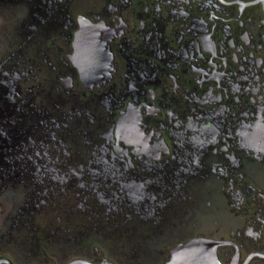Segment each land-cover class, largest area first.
I'll list each match as a JSON object with an SVG mask.
<instances>
[{
	"label": "flooded vegetation",
	"instance_id": "1",
	"mask_svg": "<svg viewBox=\"0 0 264 264\" xmlns=\"http://www.w3.org/2000/svg\"><path fill=\"white\" fill-rule=\"evenodd\" d=\"M0 7L21 16L0 60V181L29 231L14 250L168 264L201 241L218 264H264V0Z\"/></svg>",
	"mask_w": 264,
	"mask_h": 264
},
{
	"label": "rangeland",
	"instance_id": "2",
	"mask_svg": "<svg viewBox=\"0 0 264 264\" xmlns=\"http://www.w3.org/2000/svg\"><path fill=\"white\" fill-rule=\"evenodd\" d=\"M20 17L16 11L0 7V60L6 58L12 51L14 52L16 44L21 41L18 36L17 39L15 37L19 31H12L14 27L18 28L17 22ZM3 188L2 181H0V258L7 256L12 258L15 264H33L42 261L36 259L37 256L29 246H19L16 243L18 248L14 250L13 245L15 244H10L11 239L15 242L17 238H24L29 232L28 227L24 228L20 224L21 220L14 222L12 219L15 209L25 203V196L16 185L10 184L5 189ZM29 227L31 228L32 225Z\"/></svg>",
	"mask_w": 264,
	"mask_h": 264
},
{
	"label": "water",
	"instance_id": "3",
	"mask_svg": "<svg viewBox=\"0 0 264 264\" xmlns=\"http://www.w3.org/2000/svg\"><path fill=\"white\" fill-rule=\"evenodd\" d=\"M84 30L81 29L78 34L76 35V40L74 44L75 48V56L76 59H80V55L82 54V39L84 38ZM213 246H217L216 244H212ZM200 247V260L201 262L204 260L206 264H218L217 258L214 254V249L208 250L207 245H204L201 241L198 243V241H193L190 243H187L185 245L178 246L172 253V259L168 264H196V257H195V250ZM209 251V252H208ZM207 253L206 257L202 255L203 253ZM0 264H12L11 261L8 259H0Z\"/></svg>",
	"mask_w": 264,
	"mask_h": 264
}]
</instances>
